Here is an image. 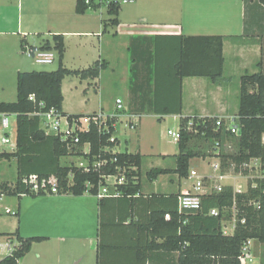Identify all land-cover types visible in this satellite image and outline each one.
<instances>
[{
  "label": "trees",
  "instance_id": "1",
  "mask_svg": "<svg viewBox=\"0 0 264 264\" xmlns=\"http://www.w3.org/2000/svg\"><path fill=\"white\" fill-rule=\"evenodd\" d=\"M107 0H77L78 13L85 12ZM264 4V0H258ZM112 5L114 8L120 7ZM176 42L171 44L172 55L170 60H154L155 78L153 85L154 104L157 114L181 115L183 112V79L185 77H203L218 82L224 74V40L222 35H179ZM53 49L59 56V67L56 70L19 71L17 75V100L15 102L0 101V112L17 114V148L13 152L0 151V159L14 157L18 163V174L13 184L5 182L1 185V194L16 195L19 198L26 195H42L33 193L22 183V178L29 174L40 176H57L60 181L59 194L82 195L87 191L93 195L98 189V182L102 174H114L121 170L126 174L127 183L118 185L117 195H110L99 199L100 227L97 248V264L105 262V252L111 246L103 242V206L105 200L112 197L131 198L141 191V165L143 155L138 152L115 151L103 152L108 145L114 147V142L108 135H102L93 125L89 132L81 134L80 147L90 142L91 153L85 154L78 147L70 146L58 137L47 134L41 128L40 118L33 115L35 112L52 108L63 111L64 95L63 80L66 75L74 74L82 79L99 77L106 63L95 61L86 69H69L63 64L65 44L63 35H54L53 41H47L43 46ZM34 94L37 102L30 100ZM45 106L41 108L39 102ZM162 107V109H161ZM66 113V112H64ZM241 130L238 136V150L235 153L221 155L223 170H232L234 173H249V168H241V164L252 158H261L264 169V72L245 74L241 77L239 112ZM78 115V114H75ZM82 116V115H79ZM217 117L182 116L180 117L179 153L176 155V168L155 167L147 172L149 178L162 174L176 173L180 178H186L190 169V161L195 157L206 158L214 154H207L190 147V141L196 133L204 134L206 139L222 141L225 135H231L223 128H216ZM233 135V134H232ZM85 154L91 166L96 161L95 156L109 159L107 165L99 170H86L77 165H63L61 158L68 155ZM232 164L234 168H231ZM125 169V170H124ZM73 176L71 180L70 176ZM87 182L94 184L87 187ZM180 193L154 194L161 201L157 208L150 211L148 219L138 224V231L145 232L147 239H137L135 245L126 246L133 253L132 264H146L151 254L156 251L176 252V264H241L243 244L246 240H257L264 244V178H256L249 182L246 192L234 193L233 186H225L221 192L203 195L201 210H187L184 216L179 212ZM166 202V203H164ZM233 206L238 210L240 221L232 234H225L222 226L224 220L232 217ZM213 208L221 210L220 214L210 215ZM170 218L166 219V214ZM136 225V224H134ZM140 229V230H139ZM15 236L17 245L9 255L0 260V264H19L32 248L35 242L43 241L45 236L20 235L19 230L7 233ZM151 235L152 239H149ZM157 237H164L157 241ZM115 249V248H114ZM116 250V249H115ZM264 264V261L261 263Z\"/></svg>",
  "mask_w": 264,
  "mask_h": 264
},
{
  "label": "crops",
  "instance_id": "2",
  "mask_svg": "<svg viewBox=\"0 0 264 264\" xmlns=\"http://www.w3.org/2000/svg\"><path fill=\"white\" fill-rule=\"evenodd\" d=\"M76 7L77 0H0V57L5 60H18L24 43L42 47L47 41L52 43L54 35L61 34L65 44L63 62L97 60L106 63L105 68L108 70H116L113 67L114 60H130V69L126 67L124 70L130 89L128 98L123 103L128 114L132 113L140 118L147 113L156 114V110H159L154 104V60L171 59L170 47L176 42V36L222 35L225 37V66L226 60H233L234 70L240 69L241 65H247L248 68L253 60H257L253 73L264 72V4L258 0H135L125 8L98 3L83 13H78ZM91 65L92 63L89 67ZM86 68L88 67L75 69ZM16 70L17 75L19 71H23L19 66ZM101 75L102 71L99 77L92 79L96 86ZM187 81H195L204 86L202 93L197 95L204 104L209 103L210 96L213 100L216 96L214 90L208 92L210 86L205 78L185 77L181 115L211 116L199 109L184 115ZM213 83L218 89L217 104L226 111L228 102L220 99V93L225 90L219 81ZM62 90L64 91L63 86ZM63 111L66 112L64 109ZM168 115L181 117L176 114ZM118 139L117 147H120L122 141L120 137ZM125 151L141 153L139 147L135 151H129L128 148ZM178 153L175 154V159ZM75 155L68 156L77 158ZM16 164L18 174L17 159ZM79 164L75 162L74 165ZM161 168L174 169L176 165ZM163 175L149 178L146 173L148 182L144 183L140 178L141 191L133 197H112L105 200L102 237L103 242L112 249L105 252L107 264H132L134 255L126 246L135 245L137 239H147L145 232L138 231L137 226L144 223L150 211L161 203L154 194L181 193L186 189L183 188L182 178L179 176L173 178L171 175L162 177ZM5 182L8 181L0 183V194L1 185ZM86 193L78 196L29 195L35 199H44L50 207L39 214L37 222L31 227V235L20 233V219L17 220L16 230L24 237L47 238L35 242L31 250L19 260V264H97L101 209L99 199ZM23 196L18 197V211L15 215L19 216L21 213L20 202ZM55 208L56 211L52 212ZM8 210L10 209H7V213H13ZM90 213L96 218V233L93 238L87 235L89 225L86 216ZM167 215L170 214H166V219H169ZM7 233L9 232H0V239L6 238L0 243V260L9 255L18 243L15 236L4 235ZM89 239L95 244L92 259L83 251V246H86ZM149 239H152L151 235ZM156 240L163 241L164 237H157ZM176 260V252L156 251L151 254L146 264H176Z\"/></svg>",
  "mask_w": 264,
  "mask_h": 264
},
{
  "label": "rangeland",
  "instance_id": "3",
  "mask_svg": "<svg viewBox=\"0 0 264 264\" xmlns=\"http://www.w3.org/2000/svg\"><path fill=\"white\" fill-rule=\"evenodd\" d=\"M131 4V3H130ZM129 4L121 5L125 8ZM18 60H5L4 57H0V101L15 102L17 100V67H21L23 71L32 70H56L59 67V57L56 58L53 63L41 64L35 62L32 57L20 52ZM97 60H64V66L69 68H84ZM114 60L113 67L116 70L103 68L98 85L94 84L92 79L83 80L80 76L69 74L63 80V109L69 114H78L87 116L94 111L103 110L105 113H113L115 108V100L117 97L125 102L128 98L130 84L126 80L127 74L124 72L125 68H129L131 64L130 60ZM257 60H253L251 65L240 66V69L234 70L233 60H226L225 71L223 77L219 80L220 86L225 90L220 93V99L228 102L227 110H222L219 107L218 89L217 85L213 81L205 78L210 88L208 90L211 93V89L215 91L216 96L208 98L209 103L204 104L201 98L197 96L202 93V84L195 83V81L186 82L185 86V110L184 115L190 114L194 109H199L203 113H209L210 117H219L224 115H239V103H240V90H241V77L245 74H252L257 67ZM119 62L118 67L116 64ZM130 69V68H129ZM248 69V70H246ZM241 71L243 73H241ZM241 73V74H240ZM219 84V83H218ZM218 97V99H217ZM125 106V105H124ZM126 107V106H125ZM206 108V110H204ZM128 113L125 110L119 112V118L116 122V135L121 139V146L117 147V150H124L128 148L129 151H135L140 148L143 154V161L141 165V179L144 183H147L146 173L154 167H174L176 165L175 154L179 152L178 140H174L168 134V130H179L180 118L174 115H160L155 113H147L139 117H136L137 127L131 128L127 122ZM15 119L12 118V122ZM190 147L194 150L206 152L207 154H214L206 158L195 157L190 161V170L195 169L202 176L215 175L212 164L221 161V158L215 154L227 155L232 154L238 150V136L237 135H225L219 145L217 140L206 139L204 134L196 133L193 139L190 141ZM80 150L81 147L79 146ZM116 149V148H115ZM6 152H12V149L5 150ZM160 154L167 155L166 157ZM63 157L61 162L63 164H75V162L82 163V154ZM220 158V159H219ZM230 174L232 170H225ZM171 175L173 178H177L174 173L164 174L162 177ZM230 175H233L232 173ZM17 176V164L14 157L0 159V183L8 181L13 184ZM248 181H253L256 178H262L264 176V169L261 165L250 168L249 173L244 175ZM239 179L243 184L246 183V178ZM113 179H111L112 181ZM183 188H191L192 180H186L182 178L181 181ZM217 182L214 180H207V187L211 188L216 186ZM224 184L235 185V178L230 176L224 180ZM97 197L93 194L86 193ZM47 196H60V194H46ZM66 195V194H64ZM45 196V195H43ZM19 202L18 196L0 194V232H15L20 219L19 228L20 233L23 235H31L33 233L31 227L39 218V214L50 207L48 202H45L42 198H33L29 195H24L21 200V213H7V209L17 212V203ZM57 208V207H56ZM53 210L52 212L56 211ZM19 217V218H18ZM87 235L89 238H93L96 233V218L92 213L86 216ZM40 225L42 224L41 221ZM232 230H230L231 232ZM6 238H1L0 243L4 242ZM93 240L86 243L83 246V251L93 257L94 246ZM3 250V249H2ZM5 250V249H4ZM251 250L254 254V260L250 264H261L264 261V244L257 240H253L251 244ZM4 253V252H3Z\"/></svg>",
  "mask_w": 264,
  "mask_h": 264
},
{
  "label": "built area",
  "instance_id": "4",
  "mask_svg": "<svg viewBox=\"0 0 264 264\" xmlns=\"http://www.w3.org/2000/svg\"><path fill=\"white\" fill-rule=\"evenodd\" d=\"M135 2V0H107V4L113 5H124ZM86 3H90V0H86ZM22 53L32 57L35 62L41 64H50L53 63L56 58V51L53 49H46L43 47H34L28 43H24L22 45ZM30 100L37 102V99L34 94L30 95ZM39 106L43 108L45 106L43 101L39 102ZM121 110H125L123 100L121 98L116 99V110L113 113H105L103 110L93 112L87 116H79L75 114L64 113L62 111L56 110L54 108L50 110L41 109L38 112H35L33 115H36L40 118L41 128L47 134L58 137L61 141L66 142L70 146L79 147L81 143V134L83 132H89L93 125L98 128V131L102 135L109 134V140L114 142L117 137L116 135V122L119 118V112ZM137 116L129 113L127 122L131 128L137 127V122L135 120ZM12 118L15 119L12 122ZM216 128H223L226 131H229L233 135L239 136L241 130L240 116L239 115H224L216 118ZM168 134L173 137L174 140L180 139V130H168ZM221 141H217V145L220 144ZM264 142V136H263ZM117 147H110L106 145L103 148V152H115L118 151L115 149ZM12 149L13 151L17 148V114L15 113H7L0 112V151H5L8 149ZM85 154L91 153V144L90 142L85 143L84 146L80 149ZM12 151V152H13ZM85 154H82L83 162L77 166L84 167L86 170H90L91 167L94 170H99L102 166L107 165L109 159L101 158V155L95 156L96 161L93 162V166H91L90 160ZM218 154V153H217ZM219 157V156H218ZM220 159V158H219ZM235 164H232L231 168H234ZM261 165V158H252L249 162H244L241 164V168L248 167L249 169ZM213 170L216 172L215 175L210 176H202L195 169H191L189 171L188 176L185 178L186 180H192L191 188L184 189L179 195V212L184 216L185 211L187 210H201L202 209V201L203 195L210 194L213 192H221L224 187V180L232 176L235 178V185L233 186L234 193H243L246 192L249 186V181L247 182V177H245L243 172L234 173L233 175L227 174L228 172L224 171L222 168L221 161L215 162L212 164ZM117 173L114 174H102L100 175V180L98 182V189L95 196L98 199H102L103 197L110 196L112 194L117 195L118 192L111 191L112 188L116 189L118 185L127 183L126 174L118 168ZM125 170V169H124ZM71 180L73 176L71 175ZM245 177L246 183H242L239 181L240 178ZM264 178V176L262 177ZM111 179H113L111 181ZM207 180H214L217 182L216 186L211 188L207 187ZM22 183L28 186L33 193H44V194H59L60 190V181L57 176H40L39 174L33 173L26 175L22 178ZM94 184L91 182H87L88 190L93 187ZM88 192V191H87ZM26 195V194H23ZM233 214L232 217L224 220L223 222V232L225 234H232L238 222L245 223V218L237 217L238 210L235 206L232 208ZM11 211V210H8ZM221 212L218 208H213L210 210V215H219ZM15 213V212H13ZM17 214V213H16ZM170 217V215H167ZM230 230H232L230 232ZM252 239H248L244 242L241 255L239 256V260L241 264H250L254 260V254L251 250Z\"/></svg>",
  "mask_w": 264,
  "mask_h": 264
}]
</instances>
